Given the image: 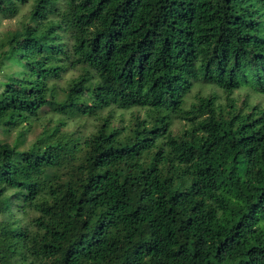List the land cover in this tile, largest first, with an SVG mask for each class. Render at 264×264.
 Listing matches in <instances>:
<instances>
[{"label":"trees","instance_id":"16d2710c","mask_svg":"<svg viewBox=\"0 0 264 264\" xmlns=\"http://www.w3.org/2000/svg\"><path fill=\"white\" fill-rule=\"evenodd\" d=\"M27 6L0 35V264H264V0L0 20Z\"/></svg>","mask_w":264,"mask_h":264},{"label":"rangeland","instance_id":"374dc122","mask_svg":"<svg viewBox=\"0 0 264 264\" xmlns=\"http://www.w3.org/2000/svg\"><path fill=\"white\" fill-rule=\"evenodd\" d=\"M32 2V0H31ZM30 9V6H27L25 7L21 14L16 18V19H13V20H5V19H1L0 20V35H2L3 33H6L7 31L9 30H14L16 29L20 22L22 20H24V17L26 16V14L28 13ZM6 69V72H11L12 69H10V67L8 66L5 67ZM73 75V73H70L68 75V78L71 77ZM4 80V74L3 73H0V84L2 83V81ZM1 86V85H0ZM0 91H1V87H0ZM246 96H247V91H242V92H239L237 94V97L239 98V101L240 103H243L244 100L246 99ZM251 102H259V101H262V104H264V97H260V96H253L251 99ZM127 119L130 118V115L128 114L127 116ZM183 128V125L176 122L175 125H174V130L176 132L180 131L181 129ZM40 132V128H38V130L36 131V133H31L29 136H28V144L31 143L35 137L37 136V134ZM15 137H16V133H12L11 135L8 134V133H4L1 129H0V142H9V143H13L14 140H15Z\"/></svg>","mask_w":264,"mask_h":264}]
</instances>
